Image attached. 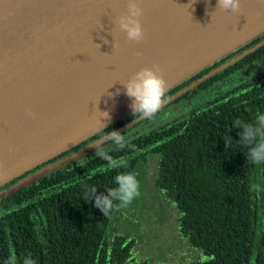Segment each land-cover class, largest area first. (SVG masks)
<instances>
[{
	"label": "trees",
	"instance_id": "trees-1",
	"mask_svg": "<svg viewBox=\"0 0 264 264\" xmlns=\"http://www.w3.org/2000/svg\"><path fill=\"white\" fill-rule=\"evenodd\" d=\"M262 40L264 32L173 86L166 97ZM178 101L187 104L185 113L134 130L150 120L145 118L121 133L127 141L121 150L112 141L100 147L124 159L127 168L105 170L107 162L93 150L0 197V264L13 254L17 264L27 256L36 264H151L133 257L135 240L128 235L108 236L117 210L104 216L88 199L92 189L107 194L115 187L118 172H132L138 179L141 165L153 157L156 184L181 215V234L204 256L174 264H264V163L246 161L248 148L238 142L240 129L233 127L264 113V44L173 102ZM139 116L130 112L51 161ZM229 136L232 143L226 146ZM252 184L258 190H250Z\"/></svg>",
	"mask_w": 264,
	"mask_h": 264
},
{
	"label": "water",
	"instance_id": "water-1",
	"mask_svg": "<svg viewBox=\"0 0 264 264\" xmlns=\"http://www.w3.org/2000/svg\"><path fill=\"white\" fill-rule=\"evenodd\" d=\"M206 5L207 0H140L144 38L136 42L115 23L127 11V0H0V187L17 179L0 189V197L110 141L105 137L111 133L51 161L132 112L134 98L122 83L142 67L158 65L167 91L264 32V0L213 20ZM188 17L193 23L175 44L151 47L169 19ZM262 44L166 97L162 108ZM144 119L139 116L115 131Z\"/></svg>",
	"mask_w": 264,
	"mask_h": 264
},
{
	"label": "clouds",
	"instance_id": "clouds-1",
	"mask_svg": "<svg viewBox=\"0 0 264 264\" xmlns=\"http://www.w3.org/2000/svg\"><path fill=\"white\" fill-rule=\"evenodd\" d=\"M242 0H218L217 9L225 12H240ZM143 10L140 6V0H127V11L116 17L115 23L119 30L125 33L129 41L139 42L144 38L143 26L140 17ZM107 42V41H105ZM117 45L112 41V47ZM136 55H142L137 51ZM126 90V95L134 98L130 107L133 115L152 119L161 110L166 99V81L160 74L158 65L151 67L145 66L135 72L126 82L122 83ZM103 117H108L107 112ZM233 127L240 129L238 142L248 148L245 153L246 161L254 165L264 163V113H258L254 122L245 123L236 121ZM105 139L114 142L117 150L127 146L126 138L123 134L112 131ZM226 146L232 143V137L224 138ZM95 155L107 162L105 170H116L127 168V162L122 158H114L105 152L98 145L95 147ZM113 182L115 187L107 189V194H97L96 189L91 190L88 200L94 199L95 206L98 207L104 216H109L112 211L125 208L140 195V185L136 175L132 172H118ZM250 190H258V186L252 184ZM6 264H17L15 255H10ZM22 264H36V261L27 256Z\"/></svg>",
	"mask_w": 264,
	"mask_h": 264
},
{
	"label": "rangeland",
	"instance_id": "rangeland-1",
	"mask_svg": "<svg viewBox=\"0 0 264 264\" xmlns=\"http://www.w3.org/2000/svg\"><path fill=\"white\" fill-rule=\"evenodd\" d=\"M186 105L181 101L171 102L162 112L134 130H145L150 124L178 117L188 110ZM156 167L155 157L141 165L142 172L138 177L140 195L127 207L117 209L108 236L128 235L135 240L133 257L151 264L186 263L201 259L204 257L202 252L190 246L181 234V215L176 204L156 184Z\"/></svg>",
	"mask_w": 264,
	"mask_h": 264
},
{
	"label": "bare ground",
	"instance_id": "bare-ground-1",
	"mask_svg": "<svg viewBox=\"0 0 264 264\" xmlns=\"http://www.w3.org/2000/svg\"><path fill=\"white\" fill-rule=\"evenodd\" d=\"M253 0H242V6L249 5ZM218 0H207V17L209 19H215L220 17L223 14L228 12L221 11L216 9ZM194 18L188 17L184 21H174L173 19H169L168 22L163 26L161 30H159L155 37L152 39L151 47L154 49H166L170 45L175 44L183 35V33L188 30L191 23H193ZM160 38L162 41H160Z\"/></svg>",
	"mask_w": 264,
	"mask_h": 264
},
{
	"label": "flooded vegetation",
	"instance_id": "flooded-vegetation-1",
	"mask_svg": "<svg viewBox=\"0 0 264 264\" xmlns=\"http://www.w3.org/2000/svg\"><path fill=\"white\" fill-rule=\"evenodd\" d=\"M243 44H244V43H243ZM241 45H242V44H241ZM241 45H240V46H241ZM240 46H238V47H240ZM238 47H237V48H238ZM235 49H236V48H235ZM233 50H234V49H233ZM233 50H232V51H233ZM245 50H246V49H245ZM230 52H231V51H230ZM228 53H229V52H228ZM217 60H218V59H217Z\"/></svg>",
	"mask_w": 264,
	"mask_h": 264
}]
</instances>
